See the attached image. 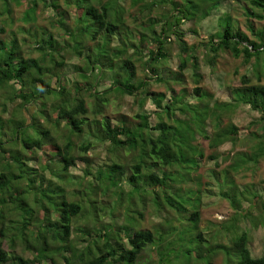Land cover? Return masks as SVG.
I'll use <instances>...</instances> for the list:
<instances>
[{"label": "clouds", "instance_id": "obj_1", "mask_svg": "<svg viewBox=\"0 0 264 264\" xmlns=\"http://www.w3.org/2000/svg\"><path fill=\"white\" fill-rule=\"evenodd\" d=\"M77 2L79 13L66 0H46L27 23L9 22L6 12L0 17V27L5 29L0 33V42L10 48L12 41H17L14 70L34 58L41 40L53 37L56 48L37 61L41 73L47 75L38 76L35 70L25 72L22 82L16 80L12 88L6 86L0 90V105L10 104L23 120V136L14 143L17 149L20 139L35 137L33 124L42 131L50 130L42 151L49 152L50 145L57 142L63 147L48 162L50 174L65 177L63 186L69 192L79 190L75 197L79 210L75 215L69 212L67 222L74 234L86 229L91 236L88 244L93 255H84L85 264L95 258L92 243L97 241L98 233L101 239L97 242L101 246L106 237L117 249L113 264H123L124 260L127 264H204L205 260L210 264H252L253 259L264 256V236L260 235L264 233V185L254 193V198L248 196L251 188H246L236 173L229 169L225 174V160L231 156L219 152V146L232 139L225 134L227 126L221 119L225 98L232 101L233 111L247 106L246 115L253 130L264 129V104L256 99L264 96V22L254 25L256 36L248 33V38H244L249 21L243 9L251 7L249 0L164 3L160 0H71L72 4ZM14 7L12 0L7 3L0 0V11ZM87 9L93 11L86 20ZM93 15L97 21L89 27ZM141 25L144 29L163 32L162 39L167 37L164 45L170 55L167 61L149 58L155 41L151 40L150 33L143 34ZM189 28L200 34L206 47L215 45L217 52L213 55L217 59L222 55L218 43L221 33L231 32L229 38L239 44V54L229 49L224 67H212L210 87L186 84V94L178 90L175 101L165 95L156 101L159 108L153 105L145 109L146 93L152 91L153 82L158 78L152 69L159 72L167 66L173 70L171 78H175L180 70L171 54L175 53L178 62L182 57L187 58L188 51L181 50L173 37L182 38L189 34ZM134 45L135 67L129 65L133 76L128 80L120 67ZM114 50L120 55L114 56ZM192 54L199 55V46ZM61 58L63 62L57 64ZM113 61L114 66L110 67ZM101 64L102 68L98 66ZM80 71L83 78L77 74ZM118 87L132 89L134 102H124ZM17 93L30 95L31 100L18 104ZM165 105L169 108L167 113ZM253 105L256 111L252 110ZM188 109L198 118L194 119ZM41 110L49 114L48 120L40 118ZM137 112L147 116V127L138 126ZM174 115L179 116L181 129L191 131L187 135L172 132L160 135L157 124H170ZM214 123L219 124V130ZM201 128L207 130V141L200 134ZM12 139L11 134L0 135V147H13ZM261 140L264 141V132ZM201 141L206 155L215 154L218 159L211 166L202 164L199 171L186 169L174 156L175 149L191 157L194 153L189 149L199 148ZM239 143L243 145L245 141ZM247 143L256 144L250 139ZM161 147L169 159L163 158ZM10 155L6 153L5 158ZM27 155H35V149ZM64 156L68 160L58 163ZM212 171L218 174L216 180L212 179ZM78 172L86 175L76 176L69 182V175ZM186 172L191 173L187 179ZM34 182L39 185L40 178L34 177ZM209 186L214 189L213 206L223 209L220 219L214 220L211 227L202 219L197 222L194 215L201 207L197 194L207 191ZM172 194L182 203L173 200L169 208L163 203V197L171 199ZM203 229L207 231L202 232ZM35 231L39 233L38 228ZM45 239L34 237L37 244L44 243ZM76 245L77 235L65 237L60 246L68 252L57 255L58 264H81L74 251L84 249ZM217 247L224 248L227 255L218 253ZM194 257L203 259L194 260Z\"/></svg>", "mask_w": 264, "mask_h": 264}, {"label": "trees", "instance_id": "obj_2", "mask_svg": "<svg viewBox=\"0 0 264 264\" xmlns=\"http://www.w3.org/2000/svg\"><path fill=\"white\" fill-rule=\"evenodd\" d=\"M161 3L170 2V0H160ZM251 7L245 6L243 11L249 21L247 25V29L251 33L252 36H256V32L254 30V24L252 22H264V0H249ZM4 3H7V0H4ZM13 5L15 6L12 9H5L4 11H0V17H2L5 12L9 17V22H17L23 20L25 23L28 22L29 17L34 16L36 8L40 4H45L46 0H12ZM69 7H75L77 9V13L80 11V5L77 2L76 4H72L71 0H66ZM173 9L176 8L175 4H171ZM195 9H193L194 11ZM259 10V11H258ZM67 12V9H65ZM92 9H87L84 11V18L87 20L90 18V13ZM92 24L91 26L96 24L97 18L93 15L91 16ZM2 23V21H0ZM158 23V22H157ZM90 27V25H89ZM143 29V34L148 35L150 33L151 40L155 41V45L152 49V55L149 57L150 59L160 60L163 59L167 61L170 58V55L165 52L164 45L165 39L167 37L161 38L163 36V32L158 33L154 28L144 29L143 25L140 26ZM4 27H0V33L4 32ZM22 30V29H21ZM61 30L64 31L63 26H61ZM231 36V32L227 34L221 33V40L218 42L220 46V53L227 54L228 50L231 49L232 52L236 55L239 54V44L234 43L229 37ZM175 40H178L179 47L181 50L188 51L187 58H181L178 62H176V68L180 71L175 74V78L172 79L171 75L173 70L165 66V69L157 72L155 68L152 69L153 72L157 73V79L154 81L155 84L164 85L169 91V97L173 101L177 99V93L175 91V87H179V92L182 94H186L185 85L187 80L190 79L191 83L199 88L202 87L203 75L200 73L201 66L203 65L209 68L211 71L213 66L219 67V60L217 56L213 54L217 52L215 45L211 47H206L204 41H199L198 43L187 44L184 40V35L182 38L173 37ZM245 39L248 38V35L245 32ZM139 44L140 42H135ZM254 43V42H253ZM17 41L13 40L11 47H7V45L0 42V52L3 53L0 56V90H3L6 86L8 88H12L13 84L16 80H20L22 82V77L25 72L29 70H35L38 76L47 75V73H41L40 68L38 67L37 61L44 55L46 52H54L56 51L55 42L53 37H49L48 41L41 40L40 46L36 49L34 53V58L28 62H22L15 70L13 69V58L17 55L16 52ZM199 46V53L202 52V59L200 55L194 56L192 54L193 50H195ZM132 51L133 54H130ZM135 45L129 49V58L121 65L120 71L127 74V79L131 80L133 76L132 67H135ZM120 55L118 50H114V56ZM87 59V58H86ZM63 62V59L57 61V64ZM188 65H191L189 67ZM114 66V61L110 67ZM102 68L103 65L101 64ZM199 69V71H197ZM77 74L83 75L82 71ZM147 79V78H145ZM171 84V87L169 86ZM142 86V85H141ZM49 90L51 91L50 85H48ZM109 91V88L105 87V92ZM117 91L121 93L123 99L125 97L132 96V89L130 88H117ZM147 100L149 99L154 106L157 108L160 107L159 104L156 103L159 99L157 96H154V93L151 92L146 93ZM18 104H23L26 101L31 100L30 95L21 96L17 93L15 97ZM257 102L260 104H264V96L256 97ZM223 107L221 111L224 112V116L221 117L223 123L227 126L225 129V134L230 136L232 139L227 142L233 144L234 146L241 147L246 151L258 152L260 155L253 160L248 158V154L246 152L235 153L233 151L230 153L231 148L226 152L231 156L232 159H226L229 164L225 168V173L227 170H231L233 173L237 174L238 179L243 180L245 182L246 188H251L252 191L248 192V196H253L256 190L255 183L258 180L252 174L253 171L257 170V167L261 169V161L264 160V141L261 140V134L264 132V129L259 127L253 128L251 127V123H249V132L245 134L243 137L239 135V128L233 122V114L235 111L232 110L231 100L222 101ZM11 105H0V110L2 116H0V123L5 124L4 115L8 113V111H17L15 108H10ZM186 107V106H184ZM164 110L167 113L169 108L167 105L164 106ZM252 110L256 111V105L252 106ZM190 112V109H188ZM9 112V113H10ZM40 115L42 119L48 120L49 114H46L43 110L40 111ZM170 118L172 123L170 124H157V131L160 135L166 136L168 133L172 132L173 134H184L187 135L190 129H181V121L179 118L175 117ZM178 116V115H177ZM194 119L198 118L196 115L192 116ZM17 120V119H16ZM22 124H16L14 130L10 132V128L7 133L2 132V135L7 137L9 134L12 136V143H15V140L21 136H23V120L20 119ZM137 121L138 126L147 127V116L144 113L137 112ZM34 128L36 124L32 125ZM214 126L219 130V124H215ZM73 133H75V128L69 124L68 126ZM251 127V129H250ZM206 128L200 129V134L203 135L204 140H208V136L206 135ZM111 134V133H109ZM49 132L39 131L36 139H22L19 141L20 148L17 149L14 147L11 152V156H8V159L4 162V164H0V264H46L48 261L50 264H58L57 255L59 253H67L68 249L61 247L63 245L65 237H71V225L68 224V216L69 212L72 215L79 210L80 205L75 202V197L79 195V190L73 189L70 192L65 189L63 186L65 177L63 176H52L50 174V165L49 161L53 159L56 153L62 152L63 147L59 142L50 145V151L44 152L42 151L43 144L47 142ZM130 135V134H129ZM255 141L256 144L247 143V139ZM245 141L243 145L239 142ZM151 142V141H149ZM225 142V143H227ZM93 143H96L95 138H93ZM215 143L214 141L212 142ZM199 144H201L199 142ZM222 143L221 145H223ZM202 147V145H199ZM3 147H0L2 149ZM35 149V155L29 156L30 159L36 158V153L40 151V155H37L38 159L36 160V168L30 167L29 164L25 163V160L22 159L23 151L30 152ZM200 148H191L189 149L194 154L191 157H185L183 152L180 149H175L174 156L183 163L186 169L192 170L195 169L197 171L200 170L201 165L206 166L207 164H212L213 161L217 160L218 157L215 154L206 155L203 147ZM259 150V151H257ZM16 151H20V153L15 154ZM161 152L164 154V159H169L166 150L161 147ZM24 161V163L22 162ZM41 160V161H40ZM68 160L67 156L63 157V160L58 163H64V161ZM259 160L260 163H259ZM215 167H219V164H216ZM13 168L14 170H9ZM27 173H32L34 176H27ZM45 173H48L49 176H44ZM251 173L252 176H239V174ZM190 172L185 173V178L187 179L190 175ZM82 175H86V173H82ZM81 175V176H82ZM212 179H217V173L212 171L211 173ZM78 176L77 174L71 173L69 175V182L72 178ZM34 177L40 178V183L37 185L34 182ZM91 180V177H89ZM261 181V180H260ZM218 182V181H217ZM23 184V187L21 186ZM211 185V181L209 183ZM29 194L32 195V198L29 199ZM202 193H198V198L201 197ZM173 200L176 201L177 204H181L182 201L176 194H172L171 199L168 196L163 197V203L167 205L169 208L173 206ZM195 219L199 222V212H195ZM39 229V233L35 231V229ZM25 229L28 230V239L25 240ZM77 235V248H83V252L74 251V255L81 261V264H85L84 255L92 256V250L89 248L88 241L91 240V236L89 235L88 230L80 229L78 230ZM41 236L46 237L44 243L37 244L34 240V237ZM101 239L99 233L97 234V241ZM106 240L105 244L101 246L97 241H93L92 247L95 248V258L86 262V264H113L112 257L117 252V249L113 246V244ZM59 242V245L56 242ZM131 243V241H129ZM198 243V241H197ZM19 247V252L16 253L15 250ZM104 249H107L105 251ZM30 252V257L25 256V252ZM216 251L223 255H227L224 248L217 247ZM25 253V254H24ZM188 255L189 253H185ZM25 256V257H24ZM194 260H202L203 257H194ZM123 264H127V261L124 260ZM204 264H210L209 261L205 260ZM252 264H264V256L260 257L258 260L253 259Z\"/></svg>", "mask_w": 264, "mask_h": 264}, {"label": "rangeland", "instance_id": "obj_3", "mask_svg": "<svg viewBox=\"0 0 264 264\" xmlns=\"http://www.w3.org/2000/svg\"><path fill=\"white\" fill-rule=\"evenodd\" d=\"M256 23H258V22H256V21L252 22V24H254V25ZM90 27H92V26L90 25ZM188 33L189 34L184 35V40H185V42L187 44H189V45L192 44V43L195 44V43H198L199 41H201L200 34L198 32H193L189 28L188 29ZM248 33H250V32H249L248 29H246V34H248ZM130 54H133L132 51H130ZM202 54H203L202 52L199 53L201 59L203 57ZM171 58L173 59L174 63L176 64L177 61H175V53H172L171 54ZM226 58H227V54H222V56H221V58L219 60V62H220L219 67L220 68H223L224 67V65L226 63ZM201 63H202V66H201L200 73H202V75H203V81H202V84L201 85H202V87H210L211 84H212V80L210 79V71H209V68H207L206 66H204L203 65V62H201ZM98 66L100 67V65H98ZM82 74H83V72H82ZM78 75L83 78V75H80V74H78ZM187 83L189 84V86H193V84L191 83L190 79L187 80ZM178 89H179V87H175L176 93H177ZM168 92L169 91H167V89H166V87L164 85L155 84V82H153V89L151 91V94L154 93V96H157L159 99H162V96H165V95H168L169 96V93ZM54 94L55 93H53V95ZM226 100H230V99L229 98H225L223 101H226ZM123 101L126 102V103H133V99L130 98V97H125L123 99ZM149 106H153V104L148 99L147 100V104L144 105V108L145 109H148ZM10 110L8 111V113L3 114L4 115V119H5V124L0 123V135H2V132L7 133L8 130H9V128H10V132H11V130L13 131L16 124H18V123L19 124H22V122L20 121L21 118L19 117L18 112L15 111V110L10 112ZM246 111H247V106H245L240 111H235L234 114H233V119H232V122L236 126H238V128H239V135L241 137H243L245 134H247L249 132V123L251 122L247 118ZM140 113H143V112H140ZM190 113H191V109H190ZM191 114H192V116L193 115H196L195 113H191ZM0 116H2L1 110H0ZM175 117L179 118V116H177V115ZM40 118H42L41 115H40ZM171 123H172V121H171ZM173 125H175V124H173ZM34 129H35V137L29 138V139H32V140L36 139V137L38 136V132L41 131V128L37 127V125H36V127ZM250 129H251V127H250ZM49 133H50V130H49ZM20 137H22L21 134H20ZM21 140L22 139H20V141ZM204 141H206V140H204ZM200 143L201 144H199V145H202V147H203V141H201ZM14 147L15 146L13 144V147H11V148L3 147L2 149H0V164H4V162L8 159V157L5 158V154L6 153H11L13 151ZM202 147L199 146L200 149ZM230 148H231L230 153H232L233 151H235V153H239V154H241L240 152L249 153L248 154V158H250L251 160H253L255 157L257 158L260 155L258 152L251 151V149L249 151H246L245 149H243L241 147L234 146L233 144H231L229 142L224 143L223 145H220L219 146V152L226 153ZM257 151H259V150H257ZM89 152H91V150H89ZM18 153L21 154L20 151H16L15 154H18ZM28 153L29 152H24L23 151L22 159L25 160V163H27V165L29 164V168L30 167L36 168L35 166L37 164L35 162L38 159L37 155H40L41 154L40 151H38V153H36V158L30 159L31 160L30 162H29V155H27ZM231 159L233 160V158H231ZM23 160H22V162L24 163ZM260 161L261 160H259V163H260ZM225 164L228 166L229 162L228 161H225ZM211 165L212 164H207L206 166H211ZM228 171L229 170H227V172ZM74 174H77L78 176H81L82 175L81 172L74 173ZM252 174L254 176L256 174V178L258 177V180L256 181L255 188H254V190L257 191L260 188L261 185H264V160L261 161V169H259V167H257L256 172L254 170ZM252 174L251 173H245V174H239V176H252ZM27 176H34V174L27 173ZM44 176H49V175H48V173H45ZM209 183H210V181H209ZM213 195H214V189L211 186H209L208 189H207V191L203 192V194L199 198L200 203H201V207L197 210L199 212V221L201 219L203 221H206L208 223L209 227L212 226V222L214 220H219L220 219V212L223 211V209H220V208H218L216 206H213V201H212ZM203 231H207V229H203L202 232ZM73 235H75V234L72 232L71 233V236H73ZM260 235L261 236H264V233H261ZM19 250L20 249L18 247L15 250V252L18 253ZM24 252L26 253V254L24 253L26 257H30V255H31L30 252H27V251H24ZM30 259H32V258L30 257ZM46 264H50V262L48 261Z\"/></svg>", "mask_w": 264, "mask_h": 264}]
</instances>
